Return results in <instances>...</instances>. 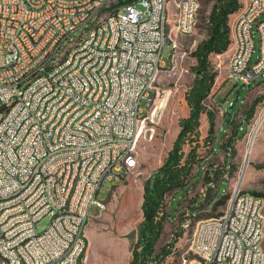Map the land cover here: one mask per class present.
Returning <instances> with one entry per match:
<instances>
[{"label": "built area", "instance_id": "built-area-1", "mask_svg": "<svg viewBox=\"0 0 264 264\" xmlns=\"http://www.w3.org/2000/svg\"><path fill=\"white\" fill-rule=\"evenodd\" d=\"M177 0H0V264H83L84 229L102 185L137 157L132 127L154 91ZM199 0H184L182 36ZM118 7L108 18L107 8ZM264 0H246L231 29L230 77L264 75ZM260 52L254 53V32ZM72 66L50 72L64 47ZM37 59H48L46 68ZM10 107V114H3ZM262 197L240 189L201 219L181 264H264ZM50 216L46 229L36 224Z\"/></svg>", "mask_w": 264, "mask_h": 264}, {"label": "rangeland", "instance_id": "rangeland-1", "mask_svg": "<svg viewBox=\"0 0 264 264\" xmlns=\"http://www.w3.org/2000/svg\"><path fill=\"white\" fill-rule=\"evenodd\" d=\"M240 2L244 4V0ZM199 3L197 25L191 35L182 36L177 33L175 20H169L170 37L175 41V46L165 45L161 57L164 66L160 69L154 91L150 94L151 100L148 102L144 98L141 102L136 167L119 182L111 179L101 186L98 199L105 202V209L93 208L92 216L86 223L84 234L87 251L83 264H129L132 259V249L137 241V228L143 219L141 205L145 181L167 158L180 131V121L190 113L186 94L198 75L195 70L197 60L193 52L198 44L208 37L206 17L214 1L199 0ZM239 12L240 10L229 16L231 29ZM174 17L175 8L172 10V18L175 19ZM262 18L264 19V14ZM254 35L251 63L257 60L260 52V38L256 30ZM209 60L217 76L203 102L205 111L200 117L197 140L184 145L186 154L196 146L200 162L195 165L193 174L196 176L191 178L188 187L166 197L163 208L164 231L156 244L155 254L171 243L174 244L164 264H181L183 253L189 251L191 246L197 223L207 217L196 219L192 215L191 207L196 203L193 200L200 199L206 189L202 179L204 171L210 165L225 169L217 195L218 198L228 195V198L215 210L211 207L201 209L202 215H221L231 202L234 192L239 189L243 192L262 193L264 200V120L256 133L245 168L247 148L253 129L264 112V75L251 86H247L228 77L230 61L228 50L220 54H211ZM258 98L261 100L253 110V118L245 122V113L252 108ZM232 103H235L234 107L228 114L227 110ZM208 111L216 115L213 143L207 139ZM227 117L232 119V124L227 121ZM237 128L239 133L236 136ZM231 137L236 138L233 147L230 149L224 147ZM201 164L203 167L196 174L197 166ZM262 211L264 214V203ZM49 222L50 216H44L36 224L38 232L46 229ZM180 232L182 236L176 240Z\"/></svg>", "mask_w": 264, "mask_h": 264}, {"label": "trees", "instance_id": "trees-1", "mask_svg": "<svg viewBox=\"0 0 264 264\" xmlns=\"http://www.w3.org/2000/svg\"><path fill=\"white\" fill-rule=\"evenodd\" d=\"M213 1V7L206 17L208 37L200 42L193 52V56L197 60L195 70L198 75L193 86L186 94L190 113L180 121V131L167 158L145 181L141 205L143 219L137 228V241L132 249V259L129 264H164L174 244L171 243L155 254L156 244L164 231L165 215L163 214V208L166 197L173 192L177 193L180 189H186L190 184L191 178L196 176L193 171L195 165L200 162L196 146L186 154L184 145L197 140L200 117L205 111L203 102L209 95L217 76V73L211 68L209 57L213 53L220 54L228 50L231 43L229 16L243 8L240 0ZM260 100L259 98L256 99L252 108L245 113V122H249L253 118V110ZM227 112L228 114L231 113L230 105ZM207 118L209 123L207 139L210 143H213L215 139L216 115L208 111ZM227 121L232 124L231 118L227 117ZM235 133L237 136L239 128L235 130ZM235 141L236 138L231 137L223 146L230 149ZM202 167V164L197 166L198 171L196 174ZM224 174L225 169L214 168L213 165H210L204 171L202 181L206 189L200 199L193 200L196 203L191 207L192 215L196 219H201L203 216H207L205 218L213 217L214 215L212 214L202 215L200 210L209 207L215 210L218 206L225 203L228 195H222L219 198L217 195V190ZM250 193L260 197L263 196L262 193L255 191ZM180 236H182L181 232L177 234L176 240Z\"/></svg>", "mask_w": 264, "mask_h": 264}, {"label": "bare ground", "instance_id": "bare-ground-1", "mask_svg": "<svg viewBox=\"0 0 264 264\" xmlns=\"http://www.w3.org/2000/svg\"><path fill=\"white\" fill-rule=\"evenodd\" d=\"M174 8H175V17H174L175 18V29L177 33H180L178 29H179V25H183L182 8H184V0H177V6H175ZM197 15H198L197 11H190V21L196 22L195 26L192 28V33L196 29ZM2 16H3V9H0V20ZM107 16L108 18L118 17V7H108ZM166 32L168 33V36L170 37L169 22L166 25ZM180 35L182 34L180 33ZM173 43L175 44V41H173ZM73 53H74V46L64 47V51H60L59 58L55 59V64H50V72H57V68H64L66 66H72ZM37 66H39V68H46V66H48V59H37ZM228 77H230V72L228 74ZM0 83H1V76H0ZM3 114H10V107H3ZM263 120H264V112L258 118L256 125L253 129V135L249 141L248 148H247L248 154H247V159L245 162V168L248 163V157L253 149L256 133L261 127ZM140 121H141V117H136L134 127H132V141H137ZM136 163H137V157H134L132 161V168L136 167ZM243 175H244V171L240 177V181H239L240 183L242 182ZM261 230H264V223H261ZM193 238H194V234H193Z\"/></svg>", "mask_w": 264, "mask_h": 264}, {"label": "water", "instance_id": "water-1", "mask_svg": "<svg viewBox=\"0 0 264 264\" xmlns=\"http://www.w3.org/2000/svg\"><path fill=\"white\" fill-rule=\"evenodd\" d=\"M234 104H235V103H232V104L230 105V109H233Z\"/></svg>", "mask_w": 264, "mask_h": 264}, {"label": "crops", "instance_id": "crops-1", "mask_svg": "<svg viewBox=\"0 0 264 264\" xmlns=\"http://www.w3.org/2000/svg\"><path fill=\"white\" fill-rule=\"evenodd\" d=\"M240 1H241V0H240ZM245 1H246V0H244V4H245ZM244 4H243V6H244ZM140 122H141V121H140Z\"/></svg>", "mask_w": 264, "mask_h": 264}]
</instances>
